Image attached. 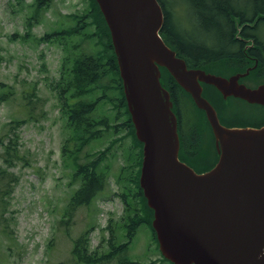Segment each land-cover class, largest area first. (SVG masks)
<instances>
[{"label":"rangeland","instance_id":"rangeland-1","mask_svg":"<svg viewBox=\"0 0 264 264\" xmlns=\"http://www.w3.org/2000/svg\"><path fill=\"white\" fill-rule=\"evenodd\" d=\"M175 2L170 1L178 3L182 10L173 8V15L180 12L190 27L195 22L190 4L187 0ZM29 3L30 0H0V84L4 86L0 93L6 94V100L0 101V143L11 141L13 132L18 134V156L9 161L11 165L3 160L9 156L0 144V264H88L76 261L72 254L74 240L84 233L88 255L114 253L112 260L100 264H120L122 259L131 260L125 264H170L161 260L156 251L140 198L131 196L130 204H126L119 194L126 183L125 165L132 161L134 151L126 131L105 132L103 137L90 141L77 157L62 150L70 133L59 108L56 80L62 57L67 54L65 48L72 53L77 51V45L86 52L103 47L97 20L89 13V0H52L40 15L32 11ZM72 27L87 39L71 33L61 41L41 40L46 34ZM258 32L264 36V28ZM101 82L112 92L109 76ZM99 88L92 92L93 99L102 91ZM110 90L108 96L112 95ZM182 93L178 92L179 99L183 97L179 112L181 118L184 114L183 123L188 127L200 119V114ZM98 106V113L108 114L113 109L108 100H101ZM223 113L227 118L234 114ZM15 121L19 125L13 127ZM187 127L183 130L192 140L196 133ZM73 143L68 141L67 147L73 149ZM98 151L106 155L99 162V167L105 169L103 187L90 202L77 205L71 212L70 196L80 183L73 179L76 164L84 163ZM196 161L201 167L203 160ZM139 218L142 220L126 244L125 225ZM122 244H126V250L121 253L127 252V257L118 255Z\"/></svg>","mask_w":264,"mask_h":264},{"label":"water","instance_id":"water-1","mask_svg":"<svg viewBox=\"0 0 264 264\" xmlns=\"http://www.w3.org/2000/svg\"><path fill=\"white\" fill-rule=\"evenodd\" d=\"M95 1L142 143L139 186L159 250L174 264H264V125L225 126L200 84L264 107V83H239L248 69L227 77L186 66L159 34L157 0ZM159 66L190 94L212 128L218 158L206 171L179 159L177 116Z\"/></svg>","mask_w":264,"mask_h":264},{"label":"trees","instance_id":"trees-1","mask_svg":"<svg viewBox=\"0 0 264 264\" xmlns=\"http://www.w3.org/2000/svg\"><path fill=\"white\" fill-rule=\"evenodd\" d=\"M170 1L172 0H158L164 18L160 28V34L165 42H168L175 48L176 54L185 59L188 66H207L209 70L217 73L221 72L220 66L223 67L225 71L231 72L235 70L241 71L245 66H253V64L256 63L249 74L252 73L255 75L256 82H264V36L258 32L264 28V0H187L195 19V22L190 24V27L186 25L185 19L180 12L173 15L174 9L181 11L182 8H180L178 3L176 5L170 3ZM50 2L51 0H33L28 6L32 7V11L35 12V14L40 15ZM89 7L91 8L89 13L92 12L97 20L96 29L100 34L101 45H103V47L95 52H86L77 45L75 48L77 51L72 53L65 48L67 54L62 58L61 72L56 80V96L59 101V108L61 113L65 116L67 129L70 133L66 142L63 144L62 150L69 156L71 154V156L77 157L90 141L103 137L105 132L109 133L110 131L112 133H119L121 130H125L133 142L134 151L132 153L133 157H130L132 161H128L126 163L127 165H125V168L128 170L127 177L124 178L126 179V183L121 187V192L119 194L123 203L126 204H130L129 200L131 196L135 199L136 197L140 198L141 209L146 213V210L149 212V208L144 202L138 184L141 143L135 138L134 129H132L126 105H124L116 57H114V51L105 21L102 19L101 12L95 0H89ZM250 7L252 8L251 13L248 14V9ZM239 30H242V33L246 32L247 37L252 40L248 48L250 51L249 55L252 56V58H249L244 53V42L241 40V35H237L239 34ZM71 33L80 35V32L72 27L67 31H55L54 33L46 34L41 40L54 38L55 40L61 41L63 38L67 39ZM91 36L88 38L89 40ZM216 66L219 67L216 68ZM162 70L164 69L162 68ZM163 73L166 75L167 80L169 79L171 81L173 86L170 91L174 103L179 104L183 97L179 99L178 92L182 91V94L188 96L187 92L178 87L168 73L164 71ZM108 76L109 82L112 85V92L108 88V85L105 87L101 84V81ZM0 86V89L4 87L2 84H0ZM96 88H99V90L101 89L103 95L101 96V94H99L93 99L92 92ZM212 89L214 90V96L213 98H209L218 106V104L222 102L221 95L213 87ZM107 90H110L112 93L111 96L105 94ZM4 95L6 94L0 93V101L6 100ZM101 100H108L111 102L113 109L110 113L105 114L96 112ZM95 114L96 116H94ZM262 116L261 120L256 121L257 124L264 123V115ZM117 121L120 122L113 123ZM18 125V122H16L13 127ZM188 127L196 133V136L193 137L192 140L188 138L187 142L192 143H189V148L184 146V149L194 151L195 155L189 157L184 154L183 158L188 159V163L197 167L198 170L207 169L211 163L205 166L202 164L200 167L199 164L195 162L197 158L207 157L206 151L202 154L198 151L203 144L201 143L203 139L200 138L201 127H199V122L191 123ZM12 134L11 141L8 140L5 143H0L9 156V159L3 158L8 165H11L9 161L12 158L15 159V157L18 156L15 147L18 134H16V132ZM72 140L74 142L73 149L70 146L67 147L69 145L68 141ZM93 156L94 157H87L84 163L76 164L73 179H78L80 183L70 196L68 206H70L72 210L79 204H87L90 202L103 187L105 169L99 167V162L104 159L106 155L104 151H98ZM131 164H134V167H132ZM119 178L121 179L122 176L119 175ZM141 220V218L137 220L132 219L125 225L127 228L126 234L128 240L134 234ZM126 244L120 246L125 248ZM121 247H119V249ZM87 250L88 242L86 234L84 233L74 240L72 254L77 258L76 261L79 260L86 263L97 261L100 263L103 259L111 257V253H103L100 257L92 253L88 255L86 253Z\"/></svg>","mask_w":264,"mask_h":264},{"label":"flooded vegetation","instance_id":"flooded-vegetation-1","mask_svg":"<svg viewBox=\"0 0 264 264\" xmlns=\"http://www.w3.org/2000/svg\"><path fill=\"white\" fill-rule=\"evenodd\" d=\"M241 31L242 30H239V34H237V35H239V36L241 35V40L244 42V45H245L244 46L245 47L244 53L249 58H252V56L249 55V52L250 51L248 49L252 40H250L249 37H247L246 32L242 33ZM246 67L247 66H245V68ZM233 73H235V72H233ZM229 75L227 77H229ZM249 75H250L249 78L245 79L244 82L242 81L243 83L249 84L250 81H253L255 79V77H254V75L252 73L249 74ZM242 77H246V76L245 75L244 76L242 75L239 78V83H242L241 82ZM169 86H170V90H171L172 87H173L172 84H171V82H170ZM226 99H229L228 101H234V102L240 103V104L243 103L244 106L247 105V107L248 106H250V107H253L254 106V104L249 103L248 101H246L244 99H240V98H237V97H234V96H231V95L229 97H226L225 100ZM214 107L216 109V113L219 116L220 122L222 124H224L225 126H243V125H250V126H254L255 125L256 126V125L263 124V123L257 124V122H256V121H258V117H259L258 114H259V112H253L252 111V112H248L249 114H245V113L240 114V113H237L235 111H232L235 114L231 115L230 118H227L224 115H222L221 113H219V108H217V106L214 105ZM173 108H174V111H175V107L174 106H173ZM201 127H202V129L200 131V133H201L200 138L203 139V140H201V143H203V144L201 145L202 147H200L198 151L200 152V154H202L203 152L205 153V151H206L207 157L206 158H204V157L203 158H197L196 160H198V161L203 160L200 163L201 165L203 164V166L207 165L208 163H211L210 166H212L214 164V162L218 158V152H217L218 150H217L216 145H215V138L213 137L212 128L209 125V123L207 122V120H206L205 123L202 121ZM177 128H178L179 140H180V146H179V150H178L179 157H180V159L183 162H186L187 164H189L188 163V159L183 158L184 157V154L190 157V156H194L195 155V152L192 151V150H189V149L188 150H185L184 149V146H186V147L189 148L190 147V144L192 142H187L188 141V138H187V135L186 134H188V133H187V131L184 132L183 126H182L181 123H179V125L177 126ZM196 164H199V163H196ZM190 165H192V164H190ZM194 168L195 169H198L197 167H194Z\"/></svg>","mask_w":264,"mask_h":264}]
</instances>
